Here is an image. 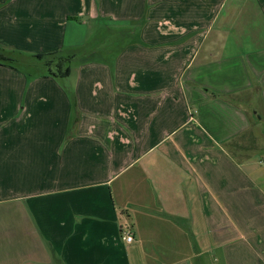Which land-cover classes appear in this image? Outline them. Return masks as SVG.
Returning <instances> with one entry per match:
<instances>
[{
    "label": "crops",
    "instance_id": "obj_1",
    "mask_svg": "<svg viewBox=\"0 0 264 264\" xmlns=\"http://www.w3.org/2000/svg\"><path fill=\"white\" fill-rule=\"evenodd\" d=\"M99 16L136 43L78 68L73 115L0 65V264H264V0H0V46Z\"/></svg>",
    "mask_w": 264,
    "mask_h": 264
},
{
    "label": "rangeland",
    "instance_id": "obj_2",
    "mask_svg": "<svg viewBox=\"0 0 264 264\" xmlns=\"http://www.w3.org/2000/svg\"><path fill=\"white\" fill-rule=\"evenodd\" d=\"M136 28L137 27L135 26L127 28L121 27L119 23L112 21L110 18L102 16H99L96 20L90 22L89 28H86L83 30V32L79 33V40H81L80 44L70 47L65 46V48L61 49V56L62 59H64L61 64L63 67L62 72L68 68L70 69V75L64 78H62V76L59 77V72L56 65L51 68V71L57 75L56 78H46L42 76V74L47 75L46 67H38V61L36 57L33 56L48 54V52L37 53L20 50L19 48H3L7 52H13L9 55L15 57V59H17L19 62L16 65L15 71L24 76L25 87H28L30 84H33L38 80L51 79L55 85L64 88L70 104V115H72L73 107L69 97L73 95L71 92V87L74 86L76 80L75 73L78 68L90 63L111 64L114 61V58L117 57L124 49L136 43L133 42V40L137 37L138 28ZM71 55L75 56L74 59L68 60ZM36 68L37 70H35ZM258 155L260 156L256 158L257 164L260 160L264 162V150L261 153L259 151ZM259 166L263 168L262 164ZM204 261L205 264H212L210 259L207 261L205 257L203 263Z\"/></svg>",
    "mask_w": 264,
    "mask_h": 264
},
{
    "label": "trees",
    "instance_id": "obj_3",
    "mask_svg": "<svg viewBox=\"0 0 264 264\" xmlns=\"http://www.w3.org/2000/svg\"><path fill=\"white\" fill-rule=\"evenodd\" d=\"M13 53V52H12ZM10 52H7L3 47L0 46V65L2 66H6L12 69H16V65L19 63L17 61V59H15V57L10 56L9 54H12ZM36 57L37 61H38V67L43 68L46 67L47 70V75H43V77H53L56 78L57 75L51 71V68L56 65L58 72H59V77L62 76V78L67 77L69 74L70 69H66L64 72H62V62L64 61V59H62L61 56V50L59 51H55V52H51L48 54H41V55H37V56H33ZM74 55H71L68 60H73L74 59ZM37 70V68L35 69ZM39 70V69H38ZM69 100L72 104L73 107V113L75 112V98L73 97V95H71L69 97ZM72 113V115H73Z\"/></svg>",
    "mask_w": 264,
    "mask_h": 264
},
{
    "label": "built area",
    "instance_id": "obj_4",
    "mask_svg": "<svg viewBox=\"0 0 264 264\" xmlns=\"http://www.w3.org/2000/svg\"><path fill=\"white\" fill-rule=\"evenodd\" d=\"M122 240L125 242V243H131L133 238L131 236V234L129 232H123L122 233Z\"/></svg>",
    "mask_w": 264,
    "mask_h": 264
}]
</instances>
